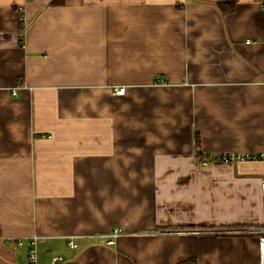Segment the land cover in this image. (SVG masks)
<instances>
[{
	"label": "crops",
	"instance_id": "0c3cea01",
	"mask_svg": "<svg viewBox=\"0 0 264 264\" xmlns=\"http://www.w3.org/2000/svg\"><path fill=\"white\" fill-rule=\"evenodd\" d=\"M196 140L264 154V0H0V264H259L264 158Z\"/></svg>",
	"mask_w": 264,
	"mask_h": 264
},
{
	"label": "built area",
	"instance_id": "2783aa9c",
	"mask_svg": "<svg viewBox=\"0 0 264 264\" xmlns=\"http://www.w3.org/2000/svg\"><path fill=\"white\" fill-rule=\"evenodd\" d=\"M125 92V86H120L115 90L116 94H122ZM14 94L16 92L14 91ZM195 157L199 160V163L203 165H207L212 161L221 160L224 162H230L234 160H244V159H261L264 158V154H231V153H220V154H205L200 153L199 148L195 147ZM261 189L264 193V179L261 181ZM121 229L115 228L112 233L106 235L107 244H115L116 238L120 234ZM256 231L260 232L258 235V246H259V264H264V229H257ZM40 237L37 235H32L28 239V250H27V258L25 264H39V253H38V242ZM15 242L23 246L24 238L18 237L15 239ZM68 244L71 248H76L78 246L76 240L73 236H70L68 239ZM63 256L61 254L53 255L50 261L47 264H60L62 262Z\"/></svg>",
	"mask_w": 264,
	"mask_h": 264
},
{
	"label": "trees",
	"instance_id": "16d2710c",
	"mask_svg": "<svg viewBox=\"0 0 264 264\" xmlns=\"http://www.w3.org/2000/svg\"><path fill=\"white\" fill-rule=\"evenodd\" d=\"M220 5L224 7L223 4H220ZM196 142H197V144L195 145V147H197V148L200 149L199 142H198L197 140H196ZM200 150H201V149H200ZM200 153H202V151H200ZM196 158H197V156H196ZM197 160H198V159H197ZM198 162H199V160H198ZM181 264H194V262H185V261H181Z\"/></svg>",
	"mask_w": 264,
	"mask_h": 264
},
{
	"label": "rangeland",
	"instance_id": "374dc122",
	"mask_svg": "<svg viewBox=\"0 0 264 264\" xmlns=\"http://www.w3.org/2000/svg\"><path fill=\"white\" fill-rule=\"evenodd\" d=\"M42 241V240H41ZM41 241H39L41 243ZM38 242V253H39V247H40V243Z\"/></svg>",
	"mask_w": 264,
	"mask_h": 264
}]
</instances>
